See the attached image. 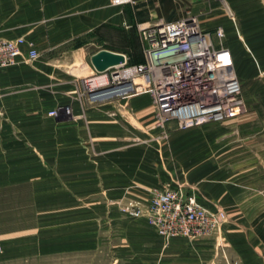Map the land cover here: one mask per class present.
<instances>
[{"label":"crops","instance_id":"1","mask_svg":"<svg viewBox=\"0 0 264 264\" xmlns=\"http://www.w3.org/2000/svg\"><path fill=\"white\" fill-rule=\"evenodd\" d=\"M193 2L0 0V39L23 36L39 52L0 70V264L86 252L107 253L110 264H264V12L254 19L253 35L263 71L256 82L240 80L245 109L233 118L244 117L253 154L246 156V173L234 171L245 163L239 156H231V174L221 173V204L231 214L224 242L169 239L145 216L123 213L128 200L146 205L152 189L170 180L169 168L162 167L158 146L137 141L143 135L139 101L91 103L82 97L85 82L100 78L92 54L124 53L109 45L117 43L122 26L175 21ZM139 96L149 99L153 114L150 96ZM185 130L175 131L173 140L185 141L192 132ZM205 167L200 172L210 164Z\"/></svg>","mask_w":264,"mask_h":264},{"label":"built area","instance_id":"2","mask_svg":"<svg viewBox=\"0 0 264 264\" xmlns=\"http://www.w3.org/2000/svg\"><path fill=\"white\" fill-rule=\"evenodd\" d=\"M129 0H112L121 5ZM145 60L97 72L99 82L84 91L88 102L109 103L148 94L162 127L170 122L179 129L215 122L243 113V84L235 68V56L226 43L225 29L203 28L198 18L138 23ZM27 48V49H25ZM26 54L32 61L39 52L23 37L0 39V70ZM58 110L50 111L58 115ZM121 210L132 217L145 216L167 238H203L218 232L227 219L224 208L205 205L179 183L156 191L146 205L129 200ZM3 246L0 242V254Z\"/></svg>","mask_w":264,"mask_h":264},{"label":"rangeland","instance_id":"3","mask_svg":"<svg viewBox=\"0 0 264 264\" xmlns=\"http://www.w3.org/2000/svg\"><path fill=\"white\" fill-rule=\"evenodd\" d=\"M260 12H264V0H194L193 4H190V7H183L180 10V17L186 15L195 16L203 28L210 31H214L219 26L223 27L226 33V43L231 47L235 56L236 74L241 81L245 80L247 83L248 80L256 82L258 73L263 71V68H260L257 64L256 42L253 37L255 28L254 19L257 17V13ZM116 42L109 43V45L121 51L123 50L129 57L131 64L145 60L143 41L141 40L138 27L128 28L122 26L118 31ZM92 48L95 49L97 46H92ZM80 73L83 76L89 74L85 71H81ZM262 77H264V74H262ZM100 79L101 77L95 79L93 84L99 82ZM88 84L85 82L84 88L87 89L89 87ZM82 97H84V91ZM136 97L124 99L123 101L128 102L132 99L139 101L140 131H142L143 135L140 139L137 138V141H147L145 143L158 146L159 159L161 164H163L162 167L169 168L171 176L168 182L153 188L152 194L182 183L184 184V190H191L192 193H195L206 204L222 207L221 193H223V190L220 189L222 171L223 174H231L233 171L231 156H239V158L245 160V163L239 165V170H237L238 166L234 165L236 169L234 171L246 173L249 166L246 162V156L253 154L252 151L248 153L246 146L249 135H247L245 128L244 117L237 120L233 119L235 117H230V119L188 127V130L185 131H192L189 137L185 141L180 140L176 142L172 138L174 132L184 129H179L173 122L164 127L160 126L155 112L152 114V112L150 113L147 110L151 105L149 99L143 96ZM260 102L261 100H253L252 103L253 105H260ZM216 127L222 129V134H217ZM217 142H222L226 146L218 148ZM231 142L239 144L240 148L238 151L230 149ZM188 144L192 146L190 151L186 147V145L189 146ZM207 164H210L208 172H200L202 167H205ZM225 184L232 185V182ZM222 208L226 211L224 206ZM226 213L228 219L226 223H228L231 214H228L227 211ZM224 225L221 226L218 232L208 236L217 240H223L224 242ZM111 260L110 255L107 253L86 252L83 256L79 257H54L52 260L45 262H37L35 260L31 263L28 260L9 261L6 264H110Z\"/></svg>","mask_w":264,"mask_h":264},{"label":"water","instance_id":"4","mask_svg":"<svg viewBox=\"0 0 264 264\" xmlns=\"http://www.w3.org/2000/svg\"><path fill=\"white\" fill-rule=\"evenodd\" d=\"M91 57L95 70L102 73L126 61V56L123 52H115L110 49H100L93 53Z\"/></svg>","mask_w":264,"mask_h":264}]
</instances>
